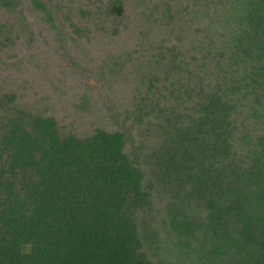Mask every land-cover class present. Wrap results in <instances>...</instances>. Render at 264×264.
Here are the masks:
<instances>
[{
    "label": "trees",
    "instance_id": "16d2710c",
    "mask_svg": "<svg viewBox=\"0 0 264 264\" xmlns=\"http://www.w3.org/2000/svg\"><path fill=\"white\" fill-rule=\"evenodd\" d=\"M0 264H264V0H0Z\"/></svg>",
    "mask_w": 264,
    "mask_h": 264
},
{
    "label": "rangeland",
    "instance_id": "374dc122",
    "mask_svg": "<svg viewBox=\"0 0 264 264\" xmlns=\"http://www.w3.org/2000/svg\"><path fill=\"white\" fill-rule=\"evenodd\" d=\"M30 19L33 21L35 37L38 40L41 49L52 53L53 59L61 62L68 69L80 87L93 90L94 95L99 101L102 115L115 124L117 128L125 130L126 122L122 121L117 116V107L110 103L108 95L103 89L102 78L94 74L87 66L77 67L71 63L67 55L63 54L59 48V44L55 40V35L53 33L42 32L40 26L33 20V18ZM133 148L134 144L131 143V145L128 146V150L132 152Z\"/></svg>",
    "mask_w": 264,
    "mask_h": 264
}]
</instances>
